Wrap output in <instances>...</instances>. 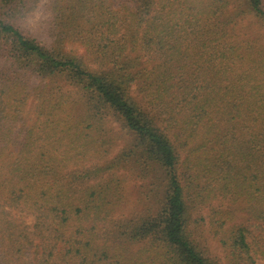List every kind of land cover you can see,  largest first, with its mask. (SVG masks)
<instances>
[{"label":"trees","instance_id":"1","mask_svg":"<svg viewBox=\"0 0 264 264\" xmlns=\"http://www.w3.org/2000/svg\"><path fill=\"white\" fill-rule=\"evenodd\" d=\"M0 264H264V0H0Z\"/></svg>","mask_w":264,"mask_h":264},{"label":"rangeland","instance_id":"2","mask_svg":"<svg viewBox=\"0 0 264 264\" xmlns=\"http://www.w3.org/2000/svg\"><path fill=\"white\" fill-rule=\"evenodd\" d=\"M133 184H134V183H131V185H133ZM207 213H208L207 210H204V211L202 212L203 215H206ZM204 238H205V240H206V244H207L209 250H210L214 255L221 256V251H220L218 245L216 244V242H215L211 237H209L208 234H205V235H204Z\"/></svg>","mask_w":264,"mask_h":264},{"label":"clouds","instance_id":"3","mask_svg":"<svg viewBox=\"0 0 264 264\" xmlns=\"http://www.w3.org/2000/svg\"><path fill=\"white\" fill-rule=\"evenodd\" d=\"M36 19L38 20V17Z\"/></svg>","mask_w":264,"mask_h":264}]
</instances>
